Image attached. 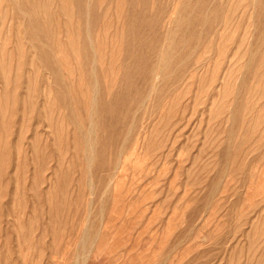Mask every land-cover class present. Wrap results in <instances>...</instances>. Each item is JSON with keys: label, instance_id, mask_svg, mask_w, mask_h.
<instances>
[{"label": "rangeland", "instance_id": "374dc122", "mask_svg": "<svg viewBox=\"0 0 264 264\" xmlns=\"http://www.w3.org/2000/svg\"><path fill=\"white\" fill-rule=\"evenodd\" d=\"M0 264H264V0H0Z\"/></svg>", "mask_w": 264, "mask_h": 264}]
</instances>
